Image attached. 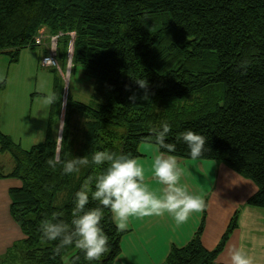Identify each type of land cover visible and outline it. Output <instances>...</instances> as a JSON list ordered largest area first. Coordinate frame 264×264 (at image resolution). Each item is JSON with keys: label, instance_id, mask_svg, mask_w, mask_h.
Wrapping results in <instances>:
<instances>
[{"label": "trees", "instance_id": "obj_1", "mask_svg": "<svg viewBox=\"0 0 264 264\" xmlns=\"http://www.w3.org/2000/svg\"><path fill=\"white\" fill-rule=\"evenodd\" d=\"M41 29L57 36L60 65H66L71 46V71L81 67L99 90L113 96L97 109L69 94L63 103V82L52 69L57 101L50 104L45 142L20 150L0 132V152L14 160L10 173L0 167V180L21 184L8 192L9 212L24 236L4 262L22 258L25 264H63V256L75 249L54 254L58 242L41 239V223L57 211L70 219L75 192L100 169L63 175L62 163L52 169L49 158L91 160L95 151L109 149L139 159V146L153 142L149 128L162 121L172 125L167 142H175L185 129L203 134L205 153L195 160L222 164L254 183L257 191L247 204L264 210V0H0V58L17 63L22 50L37 48L34 39ZM141 79L147 88L136 83ZM133 95L135 102L129 99ZM62 110L58 142L49 135L58 129ZM75 116L81 128L73 138ZM108 125L125 126L127 133L118 137ZM174 154L194 160L183 143ZM95 206L90 201L87 207ZM237 218L238 212L214 250L202 244L203 218L190 241L171 247L163 264H216ZM103 227L108 251L89 262L77 249L70 260L113 264L126 231L115 227L107 211Z\"/></svg>", "mask_w": 264, "mask_h": 264}, {"label": "clouds", "instance_id": "obj_2", "mask_svg": "<svg viewBox=\"0 0 264 264\" xmlns=\"http://www.w3.org/2000/svg\"><path fill=\"white\" fill-rule=\"evenodd\" d=\"M141 89L147 88L144 79L136 81ZM129 99L136 101L135 95ZM57 94L50 92L46 103L54 104ZM153 142L150 171L158 187H151L145 179L146 168L137 157L130 153H117L109 149L97 150L91 160L87 156L71 157L63 162L49 158L47 165L55 169L62 163V174L78 176L83 168L95 166L98 174L81 186L74 195V206L70 219H64L62 211L53 212L41 223V239L44 242H58L54 254L62 249L74 247L83 252L91 262L99 260L108 251L109 237L104 231L103 221L106 211L111 214L115 227L123 231L131 218H145L169 215L177 225L184 224L196 213L207 207L203 194L193 192L182 181L183 169L174 154L177 144L187 146L192 159L205 153L207 138L196 131L185 129L176 134L175 142H167L172 125L162 121L149 128ZM95 201V207H87ZM57 208L63 205L57 201ZM230 264H254L253 257L240 246L229 250ZM64 264H75L64 258Z\"/></svg>", "mask_w": 264, "mask_h": 264}, {"label": "crops", "instance_id": "obj_3", "mask_svg": "<svg viewBox=\"0 0 264 264\" xmlns=\"http://www.w3.org/2000/svg\"><path fill=\"white\" fill-rule=\"evenodd\" d=\"M147 159L144 155L139 158L145 163ZM197 161L185 162V166L200 167L196 169L197 174L206 184L202 189L207 204L204 212L194 214L188 222L180 225L167 214L131 218L124 230L122 247L120 242V255L113 264H163L171 247H183L190 241L203 218L202 244L207 250H214L236 212L237 228L216 264H230L229 250L233 246L243 247L253 257L254 264H264V210L247 204L257 186L222 164ZM151 162L152 158L145 167L150 168ZM20 186L17 180H0V264H5L4 259L11 247L24 239L9 212L8 192ZM153 187H158L156 180ZM188 187L193 189L191 185Z\"/></svg>", "mask_w": 264, "mask_h": 264}, {"label": "rangeland", "instance_id": "obj_4", "mask_svg": "<svg viewBox=\"0 0 264 264\" xmlns=\"http://www.w3.org/2000/svg\"><path fill=\"white\" fill-rule=\"evenodd\" d=\"M43 33L48 37L47 31L41 29L39 33ZM38 33V34H39ZM43 45H47L43 43ZM71 49H69L68 60L65 66L60 65L56 70L61 77L64 86L63 103H65L66 95L69 94L74 101L88 105L94 109L106 99L112 97L106 91L99 90V85L85 75V71L77 66L71 71ZM46 49L37 47L35 49L22 50L17 63L10 64L9 59L2 56L0 58V132H8L6 135L20 150H29L33 146L42 144L47 138V130L49 123V108L50 104L46 103V98L50 92H53L54 72L50 68H44L40 64L42 55ZM62 110L60 117V125L57 130L52 128L51 134L54 138L59 136L62 130L63 122ZM81 119L75 116L73 126H70L72 137H76L77 128L80 126ZM111 132L117 134L118 137H124L127 133L125 126H106ZM81 128V126L79 127ZM58 133V135H57ZM80 130L78 131L76 142H80ZM5 135V134H4ZM58 138V137H57ZM59 142V138H58ZM152 144H141L138 148L140 155L146 156L149 164L152 158ZM148 147V148H146ZM197 160L179 159V163L183 171L182 181L188 186L191 185V191L203 194L202 189L206 184L203 179L197 174L196 169L192 164L185 166V162ZM203 161V160H199ZM0 167L4 174H8L14 167L13 158L6 153L0 152ZM146 168V167H145ZM188 169V170H186ZM146 182L153 187V182L156 180L150 171L146 168ZM202 191V192H201ZM167 220V219H166ZM122 247V240H121ZM74 249L63 256L70 257L76 252ZM5 264H25L22 258L11 259Z\"/></svg>", "mask_w": 264, "mask_h": 264}, {"label": "built area", "instance_id": "obj_5", "mask_svg": "<svg viewBox=\"0 0 264 264\" xmlns=\"http://www.w3.org/2000/svg\"><path fill=\"white\" fill-rule=\"evenodd\" d=\"M43 43L47 45H43ZM34 45L36 47H45L46 49V52L42 55L40 60L41 66L57 70L59 68L57 59V36L46 37L40 32L34 39Z\"/></svg>", "mask_w": 264, "mask_h": 264}]
</instances>
